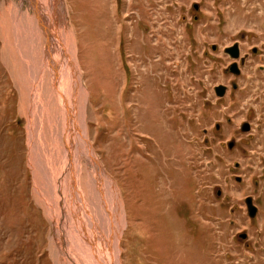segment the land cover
<instances>
[{
    "label": "rangeland",
    "instance_id": "374dc122",
    "mask_svg": "<svg viewBox=\"0 0 264 264\" xmlns=\"http://www.w3.org/2000/svg\"><path fill=\"white\" fill-rule=\"evenodd\" d=\"M29 2L0 0V264H56L29 163L23 92L50 77ZM58 20L73 32L86 135L122 203L121 264H264V0H60ZM235 42L238 75L223 52Z\"/></svg>",
    "mask_w": 264,
    "mask_h": 264
},
{
    "label": "bare ground",
    "instance_id": "6f19581e",
    "mask_svg": "<svg viewBox=\"0 0 264 264\" xmlns=\"http://www.w3.org/2000/svg\"><path fill=\"white\" fill-rule=\"evenodd\" d=\"M29 3L34 10L35 29L46 39L44 57L50 76L45 82L42 75H32L23 97L33 186L52 223L51 256L56 264H121L119 240L125 222L120 212L122 203L86 135L87 92L76 61L73 32L65 24L58 25L62 23L58 20L60 0ZM21 4L7 11L16 25L30 11L21 12ZM36 119L41 130L46 125L43 134L49 141L33 129ZM42 145L48 153L45 171L37 166ZM64 199L70 202L69 209Z\"/></svg>",
    "mask_w": 264,
    "mask_h": 264
},
{
    "label": "water",
    "instance_id": "95a60500",
    "mask_svg": "<svg viewBox=\"0 0 264 264\" xmlns=\"http://www.w3.org/2000/svg\"><path fill=\"white\" fill-rule=\"evenodd\" d=\"M213 48H215V46ZM252 51L255 52L256 48H253ZM223 52L227 56H229V58L232 60V62L230 63V65L228 67L229 72L232 73V74L238 75L240 73V67H239V64H238L237 60L239 59L242 64L245 61V56H240L239 44L237 42H235L234 44L225 47L223 49ZM214 92H215V94H216V96L218 98H221L226 93V86L223 85V84L216 85L214 87ZM242 130L243 131L249 130V124L245 122L243 124V126H242ZM229 147H232V143H229ZM245 204H246L248 215L250 217H253L256 214L257 207L253 204L252 198L251 197H247L245 199ZM242 236H244V235H242Z\"/></svg>",
    "mask_w": 264,
    "mask_h": 264
},
{
    "label": "flooded vegetation",
    "instance_id": "af4514ba",
    "mask_svg": "<svg viewBox=\"0 0 264 264\" xmlns=\"http://www.w3.org/2000/svg\"><path fill=\"white\" fill-rule=\"evenodd\" d=\"M195 4H196L197 6H196ZM192 7H193V11L197 13V12H198V9H199V5H198L197 3H194ZM193 18H194V19H197V15H194ZM214 46H215V45H213L212 48H213ZM213 49H214V48H213ZM255 52H256V51H255ZM229 65H230V64H229ZM228 67H229V66H228ZM228 71H229V69H228ZM246 123H248V122H246ZM243 124H244V123H243ZM243 124L241 125V130H242V126H243ZM248 124H249V123H248ZM249 130H250V125H249ZM249 130H247V131H249ZM242 131H243V130H242ZM245 132H246V131H245ZM229 143H232V147H229ZM233 146H234V142H233V141L228 142V147H229V148H233ZM219 193H220V192L218 191L217 194H219ZM242 235H244V236H242ZM240 237H241V238H245V234H244V233H243V234H240Z\"/></svg>",
    "mask_w": 264,
    "mask_h": 264
}]
</instances>
